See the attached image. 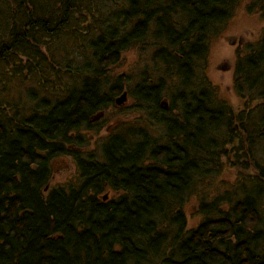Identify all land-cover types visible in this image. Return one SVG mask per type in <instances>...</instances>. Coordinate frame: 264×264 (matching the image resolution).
I'll return each instance as SVG.
<instances>
[{
  "label": "trees",
  "instance_id": "trees-1",
  "mask_svg": "<svg viewBox=\"0 0 264 264\" xmlns=\"http://www.w3.org/2000/svg\"><path fill=\"white\" fill-rule=\"evenodd\" d=\"M100 1L0 0V82L38 83L0 96V264H264V34L235 63L236 109L206 60L240 0ZM147 39L126 90L144 115L83 151L128 81L112 65ZM65 155L79 181L52 186ZM226 165L237 181L207 192Z\"/></svg>",
  "mask_w": 264,
  "mask_h": 264
},
{
  "label": "rangeland",
  "instance_id": "rangeland-1",
  "mask_svg": "<svg viewBox=\"0 0 264 264\" xmlns=\"http://www.w3.org/2000/svg\"><path fill=\"white\" fill-rule=\"evenodd\" d=\"M102 6L107 7L113 3V0H101ZM252 0H240L236 7L233 9L231 17L220 28V31L211 38L209 43V50L206 60V73L213 83L217 86L220 95L225 97L236 109L244 107L243 99L238 95L234 89V67L238 59L239 54L245 51L246 45L256 41L264 34V15L260 12V8L257 6H251ZM146 42H152L151 39L145 40L141 46H132L123 51L121 60L112 65L111 73L114 76L123 74L127 80L124 79L123 89L120 94L115 97H119L123 91L128 90L131 84H133L134 75L139 74L141 68L149 67L151 63V50ZM149 65V66H148ZM28 69H22L21 73L24 78L30 73ZM37 70L35 68V74ZM52 81V86L59 87L58 80L55 77ZM38 80V79H37ZM50 80V79H49ZM31 85H36V76L32 77L29 81H22L12 79L6 80L2 78L0 82V96L5 100L10 101L12 104L14 98L20 92H23V88L27 89ZM41 86V83L40 85ZM44 92L39 90V97L44 96ZM167 98L164 100L167 102ZM138 105V107L136 106ZM144 105L139 104L133 100L131 96H128L123 103L109 106L102 113L103 126L99 132H86L83 131L84 136L87 138L83 151H91L97 149L99 146V140L101 136H104L108 132L116 129L123 123L124 120L132 119L136 116H143ZM143 113V114H142ZM142 114V115H141ZM238 169L231 168L228 165L224 168V171L220 174V177L214 182L209 183L205 190L211 194L219 192L226 185L235 183L237 181ZM78 167L76 165L74 156L65 155L58 157L53 162V175L51 179V185H69L74 182H78ZM203 185L200 191L204 190ZM111 195L113 194L110 191ZM200 194H193L185 205V211L188 217V224L192 226L200 220V215L197 214V203L199 201Z\"/></svg>",
  "mask_w": 264,
  "mask_h": 264
},
{
  "label": "water",
  "instance_id": "water-1",
  "mask_svg": "<svg viewBox=\"0 0 264 264\" xmlns=\"http://www.w3.org/2000/svg\"><path fill=\"white\" fill-rule=\"evenodd\" d=\"M127 91L125 90V91H123L122 92V94L119 96V97H117L116 98V103L117 104H121V103H123L126 99H127Z\"/></svg>",
  "mask_w": 264,
  "mask_h": 264
}]
</instances>
